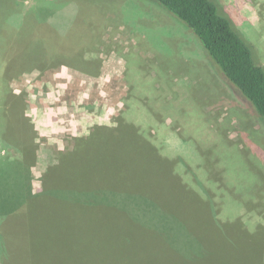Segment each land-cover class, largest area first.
Listing matches in <instances>:
<instances>
[{"label": "rangeland", "instance_id": "374dc122", "mask_svg": "<svg viewBox=\"0 0 264 264\" xmlns=\"http://www.w3.org/2000/svg\"><path fill=\"white\" fill-rule=\"evenodd\" d=\"M217 1L264 66V0ZM218 67L151 0H0V124L22 134L13 91L50 127L35 144L32 264H264V122ZM94 130L66 186L59 158ZM140 137L158 169L126 167Z\"/></svg>", "mask_w": 264, "mask_h": 264}, {"label": "trees", "instance_id": "16d2710c", "mask_svg": "<svg viewBox=\"0 0 264 264\" xmlns=\"http://www.w3.org/2000/svg\"><path fill=\"white\" fill-rule=\"evenodd\" d=\"M172 13L179 20L183 21L186 26L197 36L199 42L204 47L208 55L219 66L218 69L221 74L232 82L242 93V95L250 102L255 109L256 114L264 122V66L257 62L254 47L247 42L242 34L236 29L231 19L222 12V9L217 0H151ZM52 52V51H51ZM53 55V53H50ZM41 60L35 57L28 60L30 62H37ZM39 63V62H38ZM43 63V62H42ZM47 63H54L52 60H47ZM9 65V63H7ZM19 67H15L18 70ZM22 117V116H21ZM24 119L21 124L24 125ZM104 129V128H103ZM92 131L86 138H78L76 140L74 152L62 154L60 156V166L64 174V183L67 186L71 182V187L75 184L78 186L77 173L75 167L79 162L76 160L78 153L86 150L88 138L95 133ZM139 140L144 143L138 158H131V162L127 163L128 168L139 171L141 168H156L162 166L160 157L157 155L154 147L146 142L145 137H140ZM140 148L142 143H139ZM25 149V145H23ZM87 151V150H86ZM140 151V152H141ZM83 154V153H82ZM145 154V155H144ZM85 155V153H84ZM87 156V155H86ZM82 160V166L96 169L94 173L99 174L106 171L105 169H114L113 171L119 173L121 165L116 160L93 161L88 159ZM25 161L23 160L22 163ZM169 162V161H167ZM106 167V168H104ZM123 168V167H122ZM124 169V168H123ZM60 170V169H58ZM48 174L51 172L47 171ZM108 173L105 172V175ZM76 175V176H75ZM92 176V175H91ZM94 177V176H92ZM109 176L104 182L107 185ZM74 183V184H73ZM69 187V188H71ZM117 188H120L119 186ZM73 196L72 202L75 209L77 208V198L75 192L69 190ZM135 193V189L132 190ZM140 193V192H139ZM68 194V192H67ZM214 219V218H212ZM216 220V219H215ZM219 222H221L219 220ZM235 231V230H234ZM192 235V234H191ZM195 235H192V237ZM32 248V240L30 241ZM97 250V248H96ZM32 250L28 255L29 264H32ZM24 259H21L23 263ZM204 264H207L203 261ZM121 264V263H118Z\"/></svg>", "mask_w": 264, "mask_h": 264}, {"label": "crops", "instance_id": "0c3cea01", "mask_svg": "<svg viewBox=\"0 0 264 264\" xmlns=\"http://www.w3.org/2000/svg\"><path fill=\"white\" fill-rule=\"evenodd\" d=\"M47 60L42 58L36 63ZM24 97L11 91L7 101L9 106L20 101L17 108L25 120L21 125L22 134H17V127L11 130L5 126L12 124L9 120L0 124V264H29L27 257L31 253L32 233L25 229H28V219H34V201L41 197L43 191V186L41 189L35 184L34 166L35 159H38L35 144L38 137H47L45 133L50 131V127H46L48 123L41 119L42 110H36L37 105L31 103L28 106ZM59 127L58 124L52 125L53 129ZM19 230L26 234H20ZM21 259H24L23 263Z\"/></svg>", "mask_w": 264, "mask_h": 264}]
</instances>
